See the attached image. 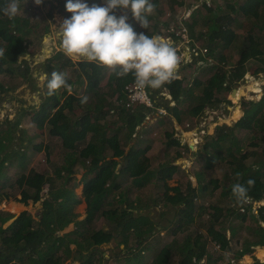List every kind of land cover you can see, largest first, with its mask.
<instances>
[{
	"label": "trees",
	"instance_id": "obj_1",
	"mask_svg": "<svg viewBox=\"0 0 264 264\" xmlns=\"http://www.w3.org/2000/svg\"><path fill=\"white\" fill-rule=\"evenodd\" d=\"M157 1L150 0L154 11L147 15L148 23L145 28L130 12L127 13V22L136 33L143 32L150 37L169 35L177 39L179 36L176 34V28H168L170 23L176 20L174 14L179 15L178 10L181 9L183 0L179 3L180 8L175 6L178 0H170L169 15L163 20H160L157 12ZM86 2L91 6L101 4L102 0ZM211 2L212 10L206 3L183 4L190 13L188 16L183 15L179 22L186 28L187 37L195 51L198 47L206 48L207 56L213 61L209 66H200V70L205 73L212 70L216 67L215 62L225 65L233 63V60L228 58V53L232 42L238 37L236 29H239L242 35L243 44L238 49L240 56L233 69L230 68L227 73L214 72L210 82L205 84L198 74L186 86L183 77H172L163 86L165 85L173 105L168 102L163 105L153 102V106L149 107L141 102L129 103L125 97V87L135 81L132 74L118 77L116 72L111 70L112 76L100 83V73L106 67L95 62L73 61L61 49L45 59V93L38 104L30 105L22 111L30 115L35 123V132L29 134L27 143L32 144L38 138L36 149L43 151L42 161L34 163L31 160L29 153L24 151L29 145L8 150L4 138H12L18 123L6 119L0 122V202L12 199L26 204L30 199L33 203L40 202L42 208L38 221L34 220L29 212L23 211L4 228L3 223L12 215L0 210V264H64L71 257V244L76 246L78 254L75 259L79 264H104L100 252L94 249V253V250L88 248L108 242L117 235L120 237L119 242L123 243L126 249H134L128 255L117 257L118 264L146 263L155 240L146 242L150 234L146 227L156 226L148 216L132 217V211L150 208L146 206L148 203L152 206L159 205V196L142 186L138 190L135 189L134 198L129 199L131 194L120 191V182L115 179L119 172H127L130 177L137 178L145 174L148 176L149 171L155 170L147 169V172L143 173L144 166L135 160L141 152L147 151L137 148L142 141L140 135L145 130L143 127L138 129V126L143 124L151 109L160 106L181 124L179 107L187 106L188 100L185 99L188 94L198 96L197 103L191 109L193 116L199 115L209 103L219 101L230 104L228 97H220V94L223 90H230L232 85L244 77L247 72L244 60L255 59L261 64L255 71H264V0H231L233 10L225 8L217 0ZM6 3L7 0H0V8ZM65 5L66 0H58V11H63L68 18L71 14L66 11ZM115 14L119 16L124 13L117 11ZM196 26L202 28L195 32ZM35 27L29 17L17 15L13 20H9L0 12V48L4 49V55L0 56V74L15 73L25 82L30 78L27 59L22 60L23 66L20 68L19 65L14 66L12 56L30 53L35 44L41 45L40 41L35 43L28 35L37 34L36 37H40L48 32V27ZM199 59L205 61L204 57ZM53 71H67L70 92L63 88L62 91L56 90L54 94L49 95L46 86ZM75 83L81 84L80 92L73 88ZM97 86H104L103 91H96ZM93 87L96 92L91 93L90 89ZM9 90L8 86L0 82V100ZM149 94L154 98L153 93ZM84 96L88 98L87 103H83L82 112H79L81 98ZM241 105L242 116L236 120L240 113L235 111L232 114V119L236 120L233 125L215 126L213 134L206 136V140L197 149L196 160L204 159L207 169L216 165L223 168L219 177L206 178L202 172H198L195 178L199 186L192 187L189 182L186 191H183L179 186L171 187L167 183L177 169L176 164L162 161L157 164L160 169H156V174H149L155 177V192L162 190L161 198L177 208L171 226L167 225L165 228L166 234L172 238L163 245L149 264H199L202 259H205V264H232L230 258L227 257L226 260L222 255L229 251L228 245L231 241L236 245L231 256L236 259L250 254L252 251H247L250 247L260 246L258 250L264 249V204L257 206L254 212L251 203L264 199V150L251 149L241 153L242 139L236 136V130L245 129L250 132L248 137H255L264 142V93L256 101L242 99ZM167 116H161L163 119H156L155 123L166 122ZM41 131H44L48 141H43ZM19 132L18 138L21 139L25 130L19 129ZM136 133L137 139L133 141L135 151L123 155L122 141L130 140ZM173 134V129L172 132L164 131L167 141L159 145L158 152L170 146L181 148L184 152L190 150L189 146H182ZM52 139L59 141L57 149L52 147ZM176 153L177 156L180 155V151L177 150ZM116 156H121L122 159L118 171V162L114 159ZM15 157L17 159L14 161ZM31 161L34 165H31ZM215 161L219 163L214 164ZM75 164H78L80 169H85L81 178V197L86 203V215L75 223V229L69 232L71 236L57 235V231L77 217V213L73 212V205L80 200L73 191L76 185L73 175ZM249 179L255 183L248 191V199L237 204L232 197L231 186L239 182L247 187ZM169 191L174 194L171 195ZM216 191H219L216 199L226 197L231 203L223 206L196 203V200H204ZM17 193L20 194L19 198L16 197ZM148 193L151 194L149 198ZM144 198L147 199L144 201ZM124 202L127 206L122 207ZM192 207L196 210L195 213L203 218L198 220V223L206 230L205 236L188 232L183 223L186 220L184 215ZM233 220L239 221V224H232ZM102 222L106 224L105 229ZM94 225H97V228ZM153 232L154 230L151 234ZM182 232L184 235L180 239L178 235ZM142 242H146L145 245ZM173 256L178 258L171 259ZM142 258L146 259L143 263L140 262ZM252 264L261 263L256 260Z\"/></svg>",
	"mask_w": 264,
	"mask_h": 264
},
{
	"label": "rangeland",
	"instance_id": "obj_2",
	"mask_svg": "<svg viewBox=\"0 0 264 264\" xmlns=\"http://www.w3.org/2000/svg\"><path fill=\"white\" fill-rule=\"evenodd\" d=\"M180 1H177V6L180 8ZM219 1L222 5L225 6V8L233 10L234 5L231 3V0H217ZM170 0H158L157 1V12L159 14L160 20L165 19L166 16L169 15L170 12ZM26 0H21V12L18 16L22 17H29L30 22L34 25H36V29L39 27H43L47 25L48 27V32L46 34H42L40 37H36V35L31 34L28 35V37L36 42H41V45L39 46L38 44L34 45L32 48V51L30 53H24L21 55H13V63L15 64L14 66L19 65L20 68L23 66L22 60L27 59V64H28V72L30 73V78L27 79V81H22L20 77L17 74L13 75H8V74H0V82L4 86H8L10 90L7 92V94L2 95V98L0 100V122L11 120L13 122L18 123L17 128L15 132L12 133V138L11 139H5L6 140V145L8 150L12 149H17L20 148V146H26L29 145L28 147L25 148L24 151L29 153V156L31 157V160L34 161V163H40L43 158V151H37L36 147L38 145V138L36 141H34L32 144L27 143V137L32 135V132H35V123L32 122L30 115L23 113V110H26V107L30 105H36L38 104L40 98L43 97L44 95V88L46 85L45 82V76H46V70H45V59L54 54L57 50H60V41L59 38L57 37V32L58 28L62 24V22L66 19L65 15L63 14V11H58V0H43V3L40 6H36L33 2V0H28L27 4L25 5ZM187 3H194L195 5L198 4H203L206 3L208 6H210V10L213 7V3L211 0H183V4ZM181 4V9H179V15L174 14L176 17L175 21H172L170 23V27L168 28L169 30H172V28H179V27H184L179 23L180 20L182 19V16H188L190 11H187L186 5ZM25 5V6H24ZM264 9V8H263ZM264 12V11H263ZM185 13V14H183ZM153 19L150 20L152 22ZM185 28V27H184ZM202 27L201 26H196L194 28L195 32L199 31ZM175 29V30H176ZM203 30V29H202ZM35 31V30H34ZM238 37L234 42H232L230 46V51L228 53V58L230 57L233 60L232 64L225 65L222 63H217L216 67L213 68L212 70H208L206 73L204 71L200 70V66H209L213 63V61H204L202 62L201 59H198L193 52H190L192 43L190 39L187 37V32L185 28V40H180V37L177 39L172 38L169 35L162 36L159 35L160 37L164 38L165 41L168 43H174L179 46L186 58L187 61L186 63H183L179 66L181 68L180 73L181 76L183 77L184 81V86L188 85L189 82L194 79L195 75L198 74V77H201L202 83H207L210 82V78L214 72H226L235 67V62L238 60L240 56V49L243 44L242 43V35L240 34V30L236 29ZM219 36V35H218ZM200 48V47H199ZM198 56H204L203 49H198ZM37 51V52H36ZM242 59V58H241ZM240 59V63H241ZM73 61H80V60H74ZM243 63H245V67L247 72L245 73L244 77L232 85V88L228 91L223 90L220 94V97L226 95L228 99L230 100V104L224 103V102H213L207 104L204 107V110L199 114L200 116L203 115L202 119L204 120L203 123L204 125L199 123L195 124L196 121V116H193L191 113V109L193 106L197 103L196 99L198 98L197 95L193 94L187 95V98L185 99L188 100L187 106H181L179 107V114L181 117V124L176 122V124L173 122V119L175 118L173 116H170L167 114L168 112L166 111V115H168L165 119L167 120L165 123L163 122L162 124L155 123V119H157L159 116V111H156L158 113L154 114L153 112H150L151 118L147 120L144 124L138 126V129L143 127L145 130L142 135H140V139L142 140L140 144L137 146V148H143L146 149V152H141L137 159V163H139L143 167V173L147 172V169H152L155 168L153 171H149L148 173H155L158 170L159 166H157L158 163L162 161H169L172 164L177 165V169L175 173L172 175L170 179L167 180L168 186H179L181 190L186 191L187 184L190 182L191 184H195V176L198 172H202L203 175L206 178L210 177H219L222 172L223 168H220L219 166H215L211 169H207L205 165V160L201 159L199 161L196 160V154H197V149L200 148V145L203 144V142L206 140V136L212 135L215 129V126L217 125H228L232 126L233 123L238 120L242 114V99L245 100H259L261 95L264 93V71L258 72L255 71L261 64L257 63L255 59H248L244 60ZM106 68L102 70L100 73V83L104 82L108 78H110V69L107 68V72L104 73ZM179 71V70H178ZM103 73V74H102ZM64 76L66 78L67 84L70 86L68 83V75L67 71H64ZM174 75L180 76L179 72L175 73ZM173 76V77H176ZM81 84L75 83L73 84V88L77 90V92H80L82 89ZM84 87V85H83ZM103 86H97L96 91L98 92L101 90ZM47 88V86H46ZM151 88V87H150ZM233 88H236L235 92L231 93V90ZM3 89V88H2ZM63 88L58 89V92L62 91ZM67 92H70V88L66 89ZM94 87L93 89H90L91 93L96 92ZM151 91L153 93V97L155 98V101L163 105L166 102L169 103V105H173V102H170V97L167 93L166 89H163V85L160 88L153 89L151 88ZM164 91V92H163ZM80 106V103H79ZM83 108V103H81L80 108L78 109L79 112H82ZM213 113V114H208L207 112ZM214 111V112H212ZM235 111H239L240 115L236 120L232 119V114ZM216 114V115H214ZM197 115V116H199ZM185 124H189L187 127ZM19 129H24L25 132L22 135V138H18L20 135ZM172 129L174 130L173 137L177 138L180 140V144L182 146H189L190 150L188 152H184V150L178 149L175 146H170L166 150H162L161 152H158L159 145L165 141H167V137L164 135V131H170L172 132ZM42 132V131H41ZM44 131L42 132V138L43 141H48V138L44 136ZM3 136H5V133H2ZM250 135V132L248 133L247 130H236V136L239 137L241 140V153H244V151L251 150V149H258V150H264V142L260 141L257 138H251L248 137ZM7 137V136H5ZM242 137V138H240ZM137 139V133L134 135L133 138L130 140H123L122 141V147H124V150L122 154H126V152H134L135 151V145H133V141ZM52 147L54 149H57V145L59 142L58 140L52 139ZM150 148V149H149ZM133 149V150H132ZM180 151V155L177 156L176 152ZM3 154V153H2ZM159 158V159H158ZM17 159L16 157L13 158L15 161ZM118 163L116 166V171H118L121 167V156L118 157L116 156L114 158ZM32 162V161H31ZM219 161H215L214 164H218ZM33 164V162H32ZM34 165V164H33ZM157 169V170H156ZM160 169V168H159ZM82 171L80 167L78 166V169H75L74 176H75V187L73 191L77 194V197L80 199L76 205H73V212L78 214V217L76 220H74L73 223L78 222V220L82 219L83 215L85 214V205L83 203V198L80 197L82 193V188L81 186L77 185L78 182L81 180ZM263 172V171H262ZM120 174L115 178L117 182H120V191L124 192L125 194L128 192L130 195L129 199L134 198L133 192L138 190L143 186V188H148V191L151 193H154L155 196H159V205H153L151 203H148L146 206H150V208H141L138 210H133L132 217H138L144 216V217H149L151 220L155 223V228L154 225L151 227L150 225H147V229L149 230L150 234L147 236L146 242L151 241L152 239H155L153 242L154 248L148 253L147 255L148 259L146 260L145 258L140 259V262L143 263L145 260V264H149L151 259L158 253V251L163 247L164 244L168 243L172 236L166 234V226L168 225L169 227L172 224V220L175 214V210L177 209L175 205L167 204V201L163 200V195H162V190L158 191V193L155 192L154 190V185L153 183L155 182V177L143 175V176H138L137 178L135 177H130L127 172H119ZM198 182L201 184V182L198 180ZM133 183L135 186H133ZM68 186H70L68 184ZM67 186V187H68ZM195 186V185H194ZM199 184L197 183V187ZM131 188H133L131 190ZM130 189V190H129ZM71 193L70 191H68ZM104 192V191H102ZM219 191H216L212 193L211 195H208L204 200H196V203H205L207 204H216V205H221L223 206L224 204H230V200L226 197H219ZM171 195L174 194L173 191H169ZM148 198L151 196V194L148 193ZM154 196V198H155ZM153 198V199H154ZM147 198H144V201ZM10 199H7L8 201ZM173 202V200H171ZM251 201V198L249 199ZM4 202V203H3ZM147 202V201H146ZM3 203V204H2ZM249 203V202H248ZM252 207L254 209V212L256 210V207L259 205L264 204V199L259 200V201H251ZM167 204V205H166ZM20 204L19 208H15L12 205L10 206V209L14 211H19L20 208H27L31 211H33L34 215L37 217V215L41 213V204L39 202L30 203L28 202L27 205ZM8 202L6 203L5 201L0 202V210H8ZM127 206V203L124 202L122 204V207ZM114 207V205H113ZM28 212V211H27ZM196 210H194V207H192L191 210H189L184 216L186 220L183 222L185 227L187 228L188 232H194L197 235L205 236L206 235V230L201 227L198 223V220H203V218L199 217L196 213ZM147 217V218H148ZM209 222V221H208ZM103 223V222H102ZM72 224V223H71ZM70 224V225H71ZM103 223V228H106V225ZM153 224V223H152ZM232 224L238 225L239 221H232ZM98 225V224H97ZM97 225H94L95 228H97ZM210 224L208 223V226ZM71 229V228H70ZM69 229V230H70ZM75 229V228H74ZM68 230V231H69ZM72 230V229H71ZM154 230V232L151 234V232ZM187 232L186 230H184ZM67 232V229H62L61 231L58 232L59 235L64 234ZM227 236L229 237V231H226ZM240 234V233H239ZM184 235V232L180 233L178 235V238H182ZM120 237L114 236L112 237L108 242L102 243L99 246L96 247H91L88 248V250H94L100 252L101 256L103 257V263L104 264H118L117 257H122L125 255H128L131 253L134 249L128 250L124 247L123 243L119 242ZM159 241V242H157ZM145 242V243H146ZM157 242V243H156ZM144 243V242H142ZM144 243V245H145ZM72 253L71 257L69 260L66 262V264H79L78 260L75 259L77 256V251H76V246L74 244L70 245ZM258 247L260 246H253L250 247L247 251L251 250L252 252L250 254H247V256L244 254L241 258H234L232 255L233 249L236 248V245H234L233 241H231L228 245V250L226 253H223L222 255L225 257V259L228 257L230 258V262L232 264H252L256 260H258L261 264L264 261V249L258 250ZM246 251V252H247ZM95 253V250L93 251ZM83 253H87L86 251H83ZM143 253V251H142ZM178 258V256H177ZM176 256H173L171 259H177ZM122 260V259H121ZM227 260V259H226ZM135 264V263H134ZM199 264H205V259H202L199 261Z\"/></svg>",
	"mask_w": 264,
	"mask_h": 264
},
{
	"label": "clouds",
	"instance_id": "obj_3",
	"mask_svg": "<svg viewBox=\"0 0 264 264\" xmlns=\"http://www.w3.org/2000/svg\"><path fill=\"white\" fill-rule=\"evenodd\" d=\"M27 2L28 0L25 5ZM33 2L40 6L43 0ZM65 8L71 15L58 28L57 37L61 51L69 59L95 62L114 70L118 77L132 74L136 85L141 89L148 87L149 93H152L151 88H160L168 82L181 65L178 64L175 49L164 38L158 35L150 37L143 32L136 33L127 22L129 19L127 13L130 12L145 28L148 23L147 15L154 11V5L150 0H102L101 4L91 6L86 0H66ZM117 11L124 14L117 16L115 14ZM0 12L9 20H13L21 12V0H7L3 8H0ZM3 55L4 49L0 48V56ZM195 56L211 61L207 56V50L204 56ZM47 88L49 95H52L56 90L68 89L70 86L63 73L53 71ZM87 99L86 96L82 97L81 103H87ZM153 102L151 98V105L146 106L152 107ZM165 110L162 107L157 108L160 115H166ZM199 117L200 115H196L195 124L198 123ZM254 183V180L249 179L247 187L239 182L231 186V194L237 204L248 199V191Z\"/></svg>",
	"mask_w": 264,
	"mask_h": 264
},
{
	"label": "crops",
	"instance_id": "obj_4",
	"mask_svg": "<svg viewBox=\"0 0 264 264\" xmlns=\"http://www.w3.org/2000/svg\"><path fill=\"white\" fill-rule=\"evenodd\" d=\"M179 70V71H178ZM180 70H181V68H179V67H177V71L175 72V73H177V72H179V74H180V76H176V75H174V76H176L175 78H180V77H182L181 76V73H180ZM103 88H104V86L101 88V90L100 91H103ZM163 89H166V87H165V85L163 86ZM164 92V91H163ZM153 101H154V103H156V104H158L156 101H155V98H153ZM160 107H162L163 108V106H160ZM159 107V108H160ZM157 108L158 107H156V108H154V109H151L149 112H148V114H147V116H146V118H145V120L143 121V124L147 121V120H149L150 118H151V116L149 115L150 114V112H153L154 114H157L158 115V113L156 112L157 111ZM168 114V113H167ZM170 115V114H169ZM159 117L157 118V119H163V117H161V116H166V115H158ZM171 116V115H170ZM156 120V119H155ZM173 122L176 124V120H174L173 119ZM127 153V152H126ZM137 159V158H136ZM139 164V163H138ZM31 165H33L32 163H31ZM78 164H75L74 165V169H78V166H77ZM140 165V164H139ZM81 170L82 171H84L85 172V169H82L81 168ZM84 172L82 173V175L84 174ZM82 177V176H81ZM195 179V184H191V186L192 187H194V185L196 186L197 185V182H196V178H194ZM77 185H79V186H81V188H83V183L81 182V180H80V182H78L77 183ZM16 197L17 198H19L20 197V194L19 193H17L16 194ZM79 197V196H78ZM81 197V196H80ZM83 200V199H82ZM2 201H5L6 203L8 202V204H9V206H8V210H2L1 209V211L2 212H6V213H8V214H11L12 216L11 217H9L4 223H3V225H2V227L4 228V227H6L10 222V220H12V218H14V217H17L21 212H23V211H28L29 212V214L31 215V217L34 219V220H36V221H38L39 220V217H40V215L38 214L37 215V217L34 215V213H33V211H31V210H29V209H27V208H20V210L19 211H14V210H12V209H10V206L12 205L13 207H15V208H19L20 207V204L22 205V204H24L23 202H20V201H14V200H12V199H10V200H8V201H6V199H4V200H2ZM1 201V202H2ZM30 199L28 200V202L30 203ZM28 202L26 203V204H24V205H27L28 204ZM32 202V201H31ZM80 202V201H79ZM4 203V202H3ZM2 203V204H3ZM33 203V202H32ZM36 203V202H35ZM40 203V202H39ZM83 203H84V205H85V210H86V203H85V201L83 200ZM24 205H23V207H24ZM41 210H42V208H41ZM85 215H86V211H85V214L83 215V217H82V219L85 217ZM77 217H78V214H77ZM76 217V218H77ZM76 218L74 219V220H76ZM82 219H80V220H78V221H81ZM74 220L73 221H71V222H69L68 224H66L65 226H63V228L62 229H67V232L66 233H64V234H68L69 236H71V234L69 233L70 231H72L76 226H75V223H73L74 222ZM72 223V224H71ZM71 224V225H70ZM104 225H106V224H104ZM72 230H71V229ZM61 229V230H62ZM70 229V230H69ZM61 230H59V231H61ZM69 230V231H68ZM59 231H57L56 232V234L57 235H59L58 234V232ZM61 235H63V234H61ZM247 256V255H246ZM69 260V258L64 262V264H66V262Z\"/></svg>",
	"mask_w": 264,
	"mask_h": 264
},
{
	"label": "built area",
	"instance_id": "obj_5",
	"mask_svg": "<svg viewBox=\"0 0 264 264\" xmlns=\"http://www.w3.org/2000/svg\"><path fill=\"white\" fill-rule=\"evenodd\" d=\"M172 30H174V29H172ZM184 31H185L184 27H179L176 29V34L180 37V40H182V41L185 40V38H186ZM169 44L175 49V51L177 53V56L179 59L178 64L186 63L187 58H186L183 50L179 46H177V44H175V45L173 43H169ZM189 49H190L191 53L193 52L194 54H196V53L198 54V51H195L194 47L191 46V48H189ZM205 51H206V49H203V52H205ZM125 89H126L125 97L129 103L142 102L145 105H151V98L149 95L148 87L141 89L136 85V83L134 81L133 83L127 85L125 87ZM206 108H207V106H206ZM212 112H214V111H212ZM207 113L210 115L213 114V113H210L209 111ZM214 115H216V114H214ZM203 117H205V116L201 115L198 118V123L200 126H201V124L204 125L206 123V122L205 123L203 122L204 121L202 119Z\"/></svg>",
	"mask_w": 264,
	"mask_h": 264
},
{
	"label": "water",
	"instance_id": "obj_6",
	"mask_svg": "<svg viewBox=\"0 0 264 264\" xmlns=\"http://www.w3.org/2000/svg\"><path fill=\"white\" fill-rule=\"evenodd\" d=\"M235 90H236V88H233V89L231 90V93L235 92ZM15 218H16V217L12 218V220H10L9 222L13 221ZM262 264H264V261L262 262Z\"/></svg>",
	"mask_w": 264,
	"mask_h": 264
}]
</instances>
